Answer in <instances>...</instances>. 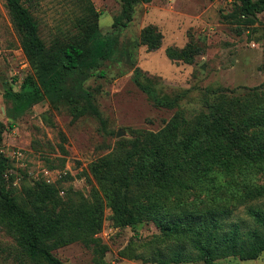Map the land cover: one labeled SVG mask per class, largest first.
I'll use <instances>...</instances> for the list:
<instances>
[{
	"label": "trees",
	"instance_id": "1",
	"mask_svg": "<svg viewBox=\"0 0 264 264\" xmlns=\"http://www.w3.org/2000/svg\"><path fill=\"white\" fill-rule=\"evenodd\" d=\"M119 1L111 32L101 33L99 13L89 0H81L73 29L47 44L28 7L21 0H6L31 69L18 90L6 87L11 101L8 117L17 118L46 100L56 109L65 108L74 120L91 115L103 122L84 82L111 58L118 44L114 32L132 20L134 7L152 0ZM240 10L245 14L264 10V0H242ZM162 38L154 25H148L138 44L152 51ZM135 73L155 105L177 106L180 94L159 96L149 78L141 80V70ZM97 74L103 76L104 71ZM2 129L0 123V143ZM9 168V159L0 153V228L34 262L63 264L53 250L81 242L92 250L95 264H111L104 259L107 245L97 236L106 207L115 227L150 221L158 229L139 243L129 241L119 251L123 258L214 264L227 257L253 260L264 252V207L256 203L264 197V181H254L264 173V88L242 96L215 95L207 101L206 111L189 118L177 110L156 131L134 129L131 137L120 139L110 153L93 161L89 173L80 175L98 187L91 198H73L67 208L53 214L46 205L63 190L56 184L63 174L55 183L37 179L34 189L27 187L24 195H17L12 175H6ZM240 206L248 224L234 220Z\"/></svg>",
	"mask_w": 264,
	"mask_h": 264
},
{
	"label": "rangeland",
	"instance_id": "2",
	"mask_svg": "<svg viewBox=\"0 0 264 264\" xmlns=\"http://www.w3.org/2000/svg\"><path fill=\"white\" fill-rule=\"evenodd\" d=\"M36 19L40 37L48 44L73 29L81 14V0H21ZM99 13L101 33L112 30L120 11L119 0H89ZM256 1V0H252ZM242 0H152L134 7L132 20L114 34L118 44L110 59L84 82L94 95L103 122L91 115L72 119L65 108H54L44 100L17 118L8 117L11 101L6 87L18 90L31 72L21 49V31L12 19L6 0H0V153L9 159L17 195L34 189L43 167L63 174L57 192L46 205L47 212L65 209L73 198H91L95 181L80 175L89 165L110 153L117 142L131 137L134 129L156 131L181 110L186 117L206 111L207 101L225 93L237 96L260 92L264 82V10L241 12ZM154 25L163 35L158 49L139 45L141 31ZM135 69L157 90L159 96L174 98L177 106L155 105L135 80ZM104 71L103 76L97 72ZM70 175V177L67 176ZM264 181V173L255 177ZM193 197H191L192 199ZM58 201V204H55ZM264 207V197L256 201ZM108 207L104 210L101 232L107 245L104 259L111 264H155L120 257L129 241L139 243L158 233L150 221L115 227ZM234 220H249L243 206ZM63 264H95L92 250L73 242L53 250ZM0 264H41L27 258L14 237L0 228ZM174 264V263H171ZM202 264V263H179ZM214 264H264V252L253 260L236 257L218 259Z\"/></svg>",
	"mask_w": 264,
	"mask_h": 264
},
{
	"label": "built area",
	"instance_id": "3",
	"mask_svg": "<svg viewBox=\"0 0 264 264\" xmlns=\"http://www.w3.org/2000/svg\"><path fill=\"white\" fill-rule=\"evenodd\" d=\"M61 171L55 169H49L48 167H43L38 172L39 179L43 180L46 183H55L57 179L61 176ZM60 194H63V190H60Z\"/></svg>",
	"mask_w": 264,
	"mask_h": 264
}]
</instances>
